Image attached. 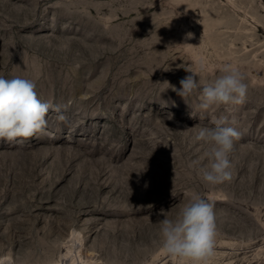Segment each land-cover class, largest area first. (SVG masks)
<instances>
[{
    "label": "rangeland",
    "instance_id": "374dc122",
    "mask_svg": "<svg viewBox=\"0 0 264 264\" xmlns=\"http://www.w3.org/2000/svg\"><path fill=\"white\" fill-rule=\"evenodd\" d=\"M226 66L248 86L230 112L169 87L184 67L203 85ZM0 76L60 109L44 133L0 139V262L178 264L160 213L199 194L216 215L210 264H264V0H0ZM222 115L240 135L231 180L212 186L196 137Z\"/></svg>",
    "mask_w": 264,
    "mask_h": 264
},
{
    "label": "clouds",
    "instance_id": "9594fccd",
    "mask_svg": "<svg viewBox=\"0 0 264 264\" xmlns=\"http://www.w3.org/2000/svg\"><path fill=\"white\" fill-rule=\"evenodd\" d=\"M191 36L192 33L187 34L188 38ZM198 67L203 72V61L198 63ZM184 68L189 74L179 81L181 87L177 89L168 84L186 102V98L199 90V108L202 110L225 106L230 112L234 106L244 103L248 86L238 68L226 66L213 81L203 85L197 72ZM35 89L36 84L30 79L0 76V139L13 141L44 133L49 110L60 111L58 107L42 102ZM59 119L64 120L65 117L60 115ZM213 123L212 127H201L196 137L209 145L204 154L206 163L193 161V166H199L202 181L212 186L231 180L229 154L240 135L230 126L227 115L220 116ZM160 214L164 216L159 221L163 251L178 264H210L215 255L217 237L214 205L199 194H193L174 219H169L164 210Z\"/></svg>",
    "mask_w": 264,
    "mask_h": 264
},
{
    "label": "bare ground",
    "instance_id": "6f19581e",
    "mask_svg": "<svg viewBox=\"0 0 264 264\" xmlns=\"http://www.w3.org/2000/svg\"><path fill=\"white\" fill-rule=\"evenodd\" d=\"M80 241V240H79ZM81 252V251H80Z\"/></svg>",
    "mask_w": 264,
    "mask_h": 264
}]
</instances>
